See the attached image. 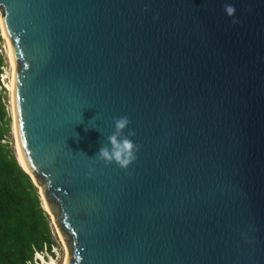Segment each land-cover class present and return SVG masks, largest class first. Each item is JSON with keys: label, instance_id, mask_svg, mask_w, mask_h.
Segmentation results:
<instances>
[{"label": "water", "instance_id": "water-1", "mask_svg": "<svg viewBox=\"0 0 264 264\" xmlns=\"http://www.w3.org/2000/svg\"><path fill=\"white\" fill-rule=\"evenodd\" d=\"M0 15L21 166L66 264H264V0H0ZM121 116L136 160L89 159Z\"/></svg>", "mask_w": 264, "mask_h": 264}, {"label": "trees", "instance_id": "trees-1", "mask_svg": "<svg viewBox=\"0 0 264 264\" xmlns=\"http://www.w3.org/2000/svg\"><path fill=\"white\" fill-rule=\"evenodd\" d=\"M2 93L0 89V264H34L35 251L52 254L55 241L39 189L6 139L11 117Z\"/></svg>", "mask_w": 264, "mask_h": 264}, {"label": "clouds", "instance_id": "clouds-1", "mask_svg": "<svg viewBox=\"0 0 264 264\" xmlns=\"http://www.w3.org/2000/svg\"><path fill=\"white\" fill-rule=\"evenodd\" d=\"M225 14L229 17H235V6L230 3L223 5ZM233 24L239 23L238 19L232 20ZM5 27L3 18H0V29ZM131 123L127 116L114 117V131L107 136V143L102 144L98 152L91 158L97 162H103L105 166L115 164L120 169H127L135 160L136 153L139 151L140 146L135 144L130 137L135 135L131 129L128 130L127 135H123L124 130ZM92 169H89L88 176L92 174Z\"/></svg>", "mask_w": 264, "mask_h": 264}, {"label": "rangeland", "instance_id": "rangeland-1", "mask_svg": "<svg viewBox=\"0 0 264 264\" xmlns=\"http://www.w3.org/2000/svg\"><path fill=\"white\" fill-rule=\"evenodd\" d=\"M5 44H6V41L4 40ZM7 50V48H6ZM5 57H6V60L8 62V66H10V63H9V58H8V54L6 52L5 54ZM2 98H3V102H5L6 104V109L7 111L9 112L10 114V117H11V130H10V133L9 135L6 137V139L11 143V145L14 147L15 151L17 149L16 147V142H15V136L13 134V129H12V124H13V121H12V115H11V103H10V96H8L7 93H2ZM50 215V214H49ZM50 224H51V232H52V236H53V239L55 241V244L52 246V251L53 253H49L47 252L46 250H44L40 255V258L36 256V262H34V264H45L46 261H49L50 258H53L55 260V264H63V259H64V256H65V244H64V241L62 240L61 238V235L58 233V230H57V227L56 225L53 223V220H52V217L50 215ZM43 258V259H42Z\"/></svg>", "mask_w": 264, "mask_h": 264}, {"label": "bare ground", "instance_id": "bare-ground-1", "mask_svg": "<svg viewBox=\"0 0 264 264\" xmlns=\"http://www.w3.org/2000/svg\"><path fill=\"white\" fill-rule=\"evenodd\" d=\"M0 18H2V16L0 15ZM1 30V36L3 39H5L6 43H7V46H8V49H7V54H8V58H9V63H10V66H11V78H10V83H8V89H9V96H10V103H11V115H12V121H13V124H12V131H13V134L15 136V142H16V154H17V157H18V160L19 162L21 163V165L25 167V163L23 161V158H22V154H21V151H20V147H19V143H18V138H17V132H16V125H15V113H14V73H15V63H14V59H13V55H12V49H11V45H10V42H9V39H8V36L6 34V31L5 29H0ZM42 203H43V206L45 209H47V206H46V203L44 201V198L42 197ZM52 217V220L54 219L53 216L51 215ZM58 230V229H57ZM59 233V231H58ZM60 234V233H59ZM65 256H64V259H63V264H66L67 263V258H68V251H67V248L65 247ZM43 259V258H42ZM45 264H55V260L53 258H50L49 261H46Z\"/></svg>", "mask_w": 264, "mask_h": 264}, {"label": "built area", "instance_id": "built-area-1", "mask_svg": "<svg viewBox=\"0 0 264 264\" xmlns=\"http://www.w3.org/2000/svg\"><path fill=\"white\" fill-rule=\"evenodd\" d=\"M5 39H3L0 42V56L3 58V63L0 66V89L3 93H7L9 96V89H8V83H10L11 78V66H8V62L6 60L5 54L7 52L6 48L8 49L7 43L4 42ZM5 104V102H4ZM6 105V104H5ZM8 109V108H7ZM42 252L35 251L34 259H36V256L40 258V254ZM37 260V259H36ZM36 262V261H35Z\"/></svg>", "mask_w": 264, "mask_h": 264}]
</instances>
